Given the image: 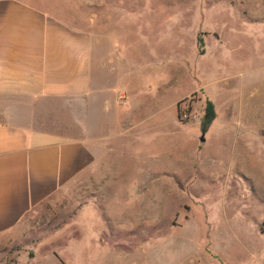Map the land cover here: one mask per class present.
Listing matches in <instances>:
<instances>
[{"label": "rangeland", "instance_id": "1", "mask_svg": "<svg viewBox=\"0 0 264 264\" xmlns=\"http://www.w3.org/2000/svg\"><path fill=\"white\" fill-rule=\"evenodd\" d=\"M27 1L92 38L107 32L111 84L135 104L171 87L156 130L111 141L101 182L92 166L0 264H264V0ZM208 100L217 120L203 134Z\"/></svg>", "mask_w": 264, "mask_h": 264}, {"label": "crops", "instance_id": "2", "mask_svg": "<svg viewBox=\"0 0 264 264\" xmlns=\"http://www.w3.org/2000/svg\"><path fill=\"white\" fill-rule=\"evenodd\" d=\"M106 39L94 32L92 38L27 0H0V257L26 240L34 214L92 166L93 182H101L111 141L132 133L141 140L156 130L151 124L163 113V100L169 101L161 97L170 84L158 97L148 91L152 99L135 104L111 84L117 61L104 47ZM92 91L93 147L82 112ZM112 111L119 119L100 126V116ZM203 148L194 144L196 151Z\"/></svg>", "mask_w": 264, "mask_h": 264}, {"label": "trees", "instance_id": "3", "mask_svg": "<svg viewBox=\"0 0 264 264\" xmlns=\"http://www.w3.org/2000/svg\"><path fill=\"white\" fill-rule=\"evenodd\" d=\"M180 106V104H179ZM181 118V115H180ZM217 120V111L213 102L207 101L204 109V115L201 123V129L203 133H207L214 122Z\"/></svg>", "mask_w": 264, "mask_h": 264}, {"label": "built area", "instance_id": "4", "mask_svg": "<svg viewBox=\"0 0 264 264\" xmlns=\"http://www.w3.org/2000/svg\"><path fill=\"white\" fill-rule=\"evenodd\" d=\"M181 118H182V120H183L184 122L193 119L192 114H190V113H184V114L181 116Z\"/></svg>", "mask_w": 264, "mask_h": 264}, {"label": "water", "instance_id": "5", "mask_svg": "<svg viewBox=\"0 0 264 264\" xmlns=\"http://www.w3.org/2000/svg\"><path fill=\"white\" fill-rule=\"evenodd\" d=\"M203 134H205V133H203ZM201 141L204 143L205 142V139H204V137L201 139Z\"/></svg>", "mask_w": 264, "mask_h": 264}]
</instances>
